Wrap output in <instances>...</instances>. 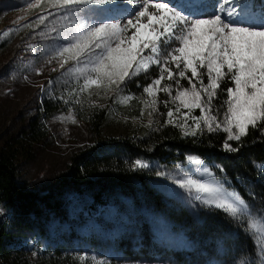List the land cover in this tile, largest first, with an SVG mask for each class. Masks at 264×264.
Masks as SVG:
<instances>
[{
  "label": "snow or ice",
  "instance_id": "snow-or-ice-1",
  "mask_svg": "<svg viewBox=\"0 0 264 264\" xmlns=\"http://www.w3.org/2000/svg\"><path fill=\"white\" fill-rule=\"evenodd\" d=\"M41 4L52 11L37 18V27L54 17L52 23L59 22L62 29L51 28L60 43L47 62L59 60L60 68L71 62L68 72L80 92H115L121 102L137 99L121 94L129 82L147 76L154 66L158 75L150 83L142 86L137 81L146 97L141 103L151 109L149 116L159 113L162 103L168 109L165 124L179 127L185 136L222 131L226 152H238L230 142L242 146L249 129L264 136V0L259 16L254 0H218L211 16L205 15L204 0H36L35 4L29 0L28 6ZM30 49L35 54L36 47ZM225 83L229 86L222 88ZM160 93L167 99L160 101ZM224 94L226 99H221ZM196 110L198 116L193 115ZM186 161L188 167L176 176L164 170L156 175L175 185L180 192L174 194L192 207L222 212L240 225L264 264V233L257 232L253 223L264 224V213H255L199 156L188 155ZM150 167L137 158L132 170ZM79 259L85 264H111L109 258L97 255L83 254ZM237 264H244L243 259L238 258Z\"/></svg>",
  "mask_w": 264,
  "mask_h": 264
},
{
  "label": "trees",
  "instance_id": "trees-1",
  "mask_svg": "<svg viewBox=\"0 0 264 264\" xmlns=\"http://www.w3.org/2000/svg\"><path fill=\"white\" fill-rule=\"evenodd\" d=\"M46 10L52 11L46 4L39 5L38 10L0 34L3 49L15 43L10 60L1 61L0 69L5 75L9 67L29 73L26 59L41 62L60 43L54 39L57 33L51 32L52 27L58 28L59 22L52 23L54 17L39 27L35 23ZM27 44L36 47L35 54L25 47ZM62 75L67 80L72 78L68 70ZM137 81L143 83V74L129 82L128 89L136 87ZM225 98L226 94L221 97ZM45 108L52 111L51 105ZM105 119L103 111L85 115L88 131L98 133V138L85 142L72 154L67 170L46 190L31 187L21 179L13 154L0 146V209L3 211L0 264H85L79 259L83 254L107 257L111 264L121 263L123 257L127 259L132 254L128 246L130 237L136 233L143 235L144 223H152L157 213L167 218L175 213L162 199L166 182L156 172L187 163L188 155L199 156L226 186L264 211V136L259 130L249 129V134L242 138V146L230 142L233 147H239L238 152H226L223 149L226 134L222 131L185 136L179 127L163 122L142 126L134 133L106 135L102 132ZM38 125L39 117L32 115L15 134L19 138L30 137L37 143L41 139ZM137 158L148 161L151 167L133 171ZM170 186L177 192L173 184ZM176 198L180 202L184 199ZM178 209L187 212V206L182 203ZM199 212L220 219L224 215L201 208ZM225 220L231 221L227 216ZM206 221H201L203 228L212 224ZM239 235L247 258L256 264L252 239L244 229Z\"/></svg>",
  "mask_w": 264,
  "mask_h": 264
},
{
  "label": "rangeland",
  "instance_id": "rangeland-1",
  "mask_svg": "<svg viewBox=\"0 0 264 264\" xmlns=\"http://www.w3.org/2000/svg\"><path fill=\"white\" fill-rule=\"evenodd\" d=\"M31 3L35 4L36 0H31ZM261 3V0H257V7ZM28 5L29 0H0V34L13 23L38 10V6ZM214 6L206 10L205 15H213ZM30 45L25 47L30 48ZM14 47L15 43L6 49L0 46V65L10 60ZM47 60L35 62L26 59L25 63L30 66L29 73L9 67L5 75L4 70L0 69V146L13 154L18 162L19 177L31 187L48 189L56 177L67 170L70 156L81 149L85 142L98 138V133L88 131L84 121L86 114L105 112L102 132L116 136L134 133L142 126H154L166 121L168 109L162 103L159 104V113L148 115L151 109L141 103L146 97L137 83L132 89L127 86L121 94L137 98L128 102H121L115 92H101L97 95L96 90L92 89L89 95L88 92L79 91V84L73 78L67 80L62 75L64 70L72 68L71 62L60 68L59 60L51 63ZM157 75L158 70L153 66L147 76L143 75V83L140 84L143 86L150 83L151 78ZM181 83L187 86V81ZM165 99L167 97L160 93L159 100ZM47 104L51 105L52 111L48 112L45 108ZM169 107L174 105L169 104ZM199 114L193 113L197 116ZM32 115L39 117L41 139L37 143L30 137L19 138L15 134ZM187 167L188 164L182 162L166 171L176 176ZM164 182L162 199L175 213L168 218L157 213L152 223H144L143 235L136 233L130 237L128 246L132 254L127 259L123 257L121 263L117 264H137L143 261L148 264H237L238 258L243 259L244 264H252L241 242L239 234L243 228L240 225L231 219L227 222L225 214L220 219L210 213H201L199 207H192L186 199L180 202L170 186L172 183L166 179ZM175 189L180 191L176 186ZM245 201L255 213H264L252 201ZM181 203L187 206V212L178 209ZM2 212L0 209V215ZM204 220L212 224L203 228L201 221ZM253 223L257 232L264 233V224L255 220ZM256 264H261L258 255Z\"/></svg>",
  "mask_w": 264,
  "mask_h": 264
}]
</instances>
